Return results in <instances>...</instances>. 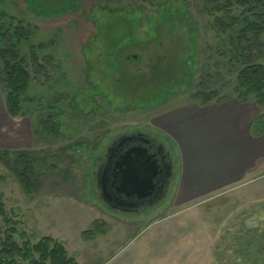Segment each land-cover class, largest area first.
I'll list each match as a JSON object with an SVG mask.
<instances>
[{
  "label": "rangeland",
  "instance_id": "rangeland-1",
  "mask_svg": "<svg viewBox=\"0 0 264 264\" xmlns=\"http://www.w3.org/2000/svg\"><path fill=\"white\" fill-rule=\"evenodd\" d=\"M261 8L258 0H0V46L27 58L29 97L50 107L61 136H49L29 108L4 122L32 135L0 151L33 152L39 186L27 195L0 159L16 239L52 237L77 264H250L246 246L264 225V135L252 127L264 106L241 100L238 76L264 66ZM2 69L0 59V112L9 115ZM232 101L259 108L249 130L258 152L194 160L169 137L177 122L191 127V111L209 117ZM138 129L172 142L178 181L154 207L128 214L99 199L94 175L112 141Z\"/></svg>",
  "mask_w": 264,
  "mask_h": 264
},
{
  "label": "trees",
  "instance_id": "trees-1",
  "mask_svg": "<svg viewBox=\"0 0 264 264\" xmlns=\"http://www.w3.org/2000/svg\"><path fill=\"white\" fill-rule=\"evenodd\" d=\"M264 8V0H258ZM259 17L264 20V9ZM250 15V14H248ZM247 15V16H248ZM5 25V24H4ZM256 26V25H255ZM2 33L7 38L9 31L5 34V26ZM242 29H240L241 31ZM18 48V43L16 45ZM15 47V48H16ZM4 44L0 46V59L3 63L2 72L6 77V104L8 114L18 117L24 114L25 108L37 110L39 126L51 137L60 139V133L55 129L56 125L52 119L53 112L50 107L41 104L34 107L33 98L29 97L31 84V74L27 58L16 59L11 56ZM244 55H240L239 61L246 60ZM246 62V61H242ZM239 87L244 95L242 101L255 99L258 104L264 106V66L245 65L238 76ZM47 116V117H46ZM253 134L264 135V114L253 123ZM13 153V154H12ZM0 159L6 162L10 171L19 180L27 195L36 194L39 186L35 180V154L30 151H0ZM4 223V227L1 225ZM96 229L104 225L95 224ZM18 222L9 217L4 201V195L0 191V264H77L76 260L69 256L64 244L52 237H43L39 242L33 243L31 240H24L20 243L16 236L18 232ZM101 230V228H99ZM104 231V230H103Z\"/></svg>",
  "mask_w": 264,
  "mask_h": 264
},
{
  "label": "crops",
  "instance_id": "crops-1",
  "mask_svg": "<svg viewBox=\"0 0 264 264\" xmlns=\"http://www.w3.org/2000/svg\"><path fill=\"white\" fill-rule=\"evenodd\" d=\"M210 112L212 115L208 117V114H197L191 111L190 114L187 115L192 122V124H188L191 126L190 128L187 129L183 122H177L175 123L177 135L175 136L168 132L169 137H171L175 143H179L180 146H177L181 147L182 144L186 146L185 148L188 152V158L196 160L197 158H200V156L197 157L199 153H204L208 155L205 158H208V161L210 162V159L211 161L220 159L219 154L222 153L232 154L234 156L238 155L240 157V151L251 150L255 153L260 150V137H252L249 134L251 123H253V121L260 115L258 107L232 101L220 108L214 109L212 107ZM10 118V115H4L2 111L0 112V148H11L16 145H24L25 147L29 145V142L32 140V135L28 134V132L23 135L20 130L11 131L9 127L8 129L5 127L4 122ZM202 130L205 132V137L204 145L200 147L198 144ZM223 135L228 137L230 143H225L223 141ZM194 160L192 162H194ZM234 164L235 165L227 172H223L225 175L221 176L222 178L228 176L233 169L237 168L240 165V161L235 162ZM186 175H190L189 169L186 171ZM188 179L189 186L200 189L202 188L200 186L203 185H199L201 184L200 182L197 183V181L191 180L190 178ZM208 181H210V184L218 182L216 179ZM202 193H208L207 186L204 188Z\"/></svg>",
  "mask_w": 264,
  "mask_h": 264
},
{
  "label": "flooded vegetation",
  "instance_id": "flooded-vegetation-1",
  "mask_svg": "<svg viewBox=\"0 0 264 264\" xmlns=\"http://www.w3.org/2000/svg\"><path fill=\"white\" fill-rule=\"evenodd\" d=\"M128 137H131V140H129ZM111 144V147H108L107 150L110 148L119 147V152L117 154L120 152L123 153L126 149L133 146L142 145L148 147L150 152L155 154V158L161 164L162 173L157 176V188L150 196L142 199L133 197L128 201L135 202L136 205L123 206L113 200L110 201L108 198H105L103 190L101 189L102 185L100 183L101 176L103 175L104 169L106 168L108 156H110V152H108L104 162L97 164L94 180L96 181L99 199H101L110 209L126 212L129 214L141 211L142 209H146L148 207H154V205L160 201L161 198L167 195L172 185V180L176 179L177 183L178 175L175 174V169L177 167L178 159L173 152V144L168 140L166 141L161 139L159 134H152L148 131L145 132L138 129L136 131H132L125 137H121L118 140H113ZM120 144L121 146H118ZM178 173H180L179 170ZM109 175L111 176L110 172ZM110 188L112 189L111 186ZM244 260L249 261L250 264H264V225L256 232V234L253 235L252 239L248 241L246 251L244 253Z\"/></svg>",
  "mask_w": 264,
  "mask_h": 264
},
{
  "label": "water",
  "instance_id": "water-1",
  "mask_svg": "<svg viewBox=\"0 0 264 264\" xmlns=\"http://www.w3.org/2000/svg\"><path fill=\"white\" fill-rule=\"evenodd\" d=\"M108 152L110 156L100 180L105 198L123 206H132L136 203L128 202L131 198L142 199L156 190V178L162 173V167L148 147L133 146L119 154V147H114Z\"/></svg>",
  "mask_w": 264,
  "mask_h": 264
}]
</instances>
